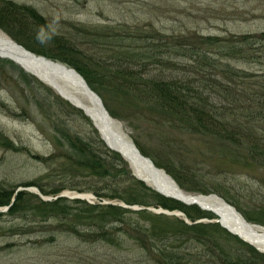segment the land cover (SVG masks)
Segmentation results:
<instances>
[{"label": "rangeland", "instance_id": "obj_1", "mask_svg": "<svg viewBox=\"0 0 264 264\" xmlns=\"http://www.w3.org/2000/svg\"><path fill=\"white\" fill-rule=\"evenodd\" d=\"M13 1L35 8L49 23L51 33H41L42 44L33 39L25 40L30 47L26 48L37 55L46 56L33 51L31 46L52 52V48L58 46L54 37H62L58 49L63 53L58 52L59 55L78 65L91 69L100 60L112 61L113 56L121 57L131 69L141 71L146 77L171 71L174 76L179 75L180 63L187 62V59L177 55L180 49L177 44L189 35L193 38L206 35L239 37L241 34L251 36L264 32V0ZM48 37L52 39L47 41ZM219 46L213 45L214 49ZM201 48L211 50L208 45ZM254 48H260L258 43L249 51L256 53ZM138 57L146 60L132 66ZM257 60L259 62L231 61L239 68L260 73L256 69L264 67V52L263 58ZM238 86L236 89L243 88L240 84ZM102 93L103 97L100 96L109 106V109L106 106L108 111L116 116L110 114L122 122L126 133L146 156L169 161L192 179L187 178L186 187L179 185L183 190L193 194L221 193L239 205L245 217L250 215L256 219L250 221L246 218L248 221L264 225V166L252 161L244 150L229 146L227 141L172 127L169 123L171 116L150 108L141 99L129 100L121 92L117 94L113 90ZM94 129L84 111L51 85L24 71L12 60L0 57V186L16 185L26 190L37 187L40 193L31 191L51 200L65 193L64 197L69 200L81 199L92 204L117 201L107 197L101 200L95 192L103 188L110 193L116 188L131 186L129 183L132 181L129 177L118 180L110 175L116 179L111 181L113 178L101 175V167L108 171L111 165L120 168L124 165L101 146ZM70 137H81L90 143V150L98 155L101 165L96 167L95 174L81 166L88 165V157L80 161L68 145ZM126 168L130 169V165ZM22 183H30V186L24 187ZM191 185L194 188H190ZM199 187H204L206 192L194 190ZM80 193L92 196L73 197ZM80 208L86 207L80 204ZM81 213L92 216L89 223L95 225L96 218L92 212ZM166 216L184 220L187 214ZM130 218L139 217L133 215ZM40 219L44 218L30 222L34 225L23 234L16 226L9 229V225L18 219L0 216V264H163L158 250L151 246L143 248L135 238L124 233H117L116 238L120 242L111 244L97 237H79L69 232L68 226L58 228L57 218L52 217L46 223ZM147 222L150 224L149 220ZM80 228L90 234L97 230L86 224H80ZM51 234L52 242H34ZM214 237L218 241V249L234 255L240 254L241 249H249L222 232L215 233ZM167 239V248L177 249L179 254L197 253L203 249V245L193 239L178 246L174 238Z\"/></svg>", "mask_w": 264, "mask_h": 264}, {"label": "trees", "instance_id": "obj_2", "mask_svg": "<svg viewBox=\"0 0 264 264\" xmlns=\"http://www.w3.org/2000/svg\"><path fill=\"white\" fill-rule=\"evenodd\" d=\"M0 27L28 48H30L29 44L25 40L33 39L42 44L39 38L41 33L44 31L47 34L51 33L49 23L42 14L31 6L19 4L13 0H0ZM256 34L251 36L241 34L239 37L236 35H231L232 37L210 35L203 38L201 36L193 38L192 35L185 37V40L190 39V41L184 40L177 44L180 48L177 55L184 56L187 62L180 63L178 69L180 74L175 76L171 71L164 75L159 73L146 77V74L144 75L141 71L131 69L125 63V59L114 56L111 57L112 61L100 60L94 68L89 69L85 65H78L71 59L59 55L63 53L58 49L63 38L57 36L54 39L58 46L52 48L54 51H41L32 46L31 49L74 66L102 97V92L113 90L118 92L117 94L121 92L129 100L141 99L150 108L163 111L171 116L169 123L172 127L227 141L229 146L233 148L237 146V150H244L252 161L264 166V67L256 69L261 71L259 73L252 69L239 68L231 61L241 59L245 61L241 62L249 63L263 58L264 45L261 44L264 42V32ZM51 39L48 37L47 41ZM256 43L260 48L257 50L254 48L256 53H251L249 50ZM204 45H208L211 50H203L201 47ZM213 45L221 46H219L220 49H214ZM136 53L141 54V51ZM145 60L142 57L135 58L132 66H137ZM172 64L176 66L175 61ZM239 84L243 88L236 89ZM106 106L109 109L107 104ZM110 112L116 116L111 110ZM94 132L101 146L108 153L110 152L116 161L124 165L123 168L111 165L108 171L101 167V175L108 178L114 176L118 180L129 177L132 181L129 183L131 186L116 188L110 193L103 191V188L96 190L95 194L100 196L101 200L107 197L129 205L181 209L194 223L189 224L178 217L157 214L146 208L134 210L113 203L92 204L81 199L69 200L64 196L44 200L32 191L18 190L16 185L0 186V206L10 205L7 211L0 212V216L9 215L18 219L16 223L9 225V229H14L16 226L19 232L25 234L34 225L30 222H35L37 218H44L40 220L46 223L53 217L58 219V228L68 226L69 232L79 237L82 235L84 239L92 236L116 244L120 242L116 238L117 233H124L135 238L143 248L151 246L158 250L159 260L163 264H264L263 252L230 233L219 222H195L200 218H215L214 213L205 211L197 205H186L176 199L166 197L132 175L131 168L126 170L129 166L128 161L106 145L96 128ZM67 141L75 151L74 154L80 157V161L88 157V165L81 166L94 171L95 174L96 167L101 165L98 155L91 152L90 143L81 137ZM141 151L147 155L142 149ZM152 159L157 166L166 169L179 185L186 187V183L189 182L186 181L189 178L188 175L171 165L169 161L163 162L156 157ZM29 184L22 183L21 185L26 187L30 186ZM190 188H194L193 185ZM194 190L206 192L204 187ZM220 195L243 212L235 202L221 193ZM80 204H84L86 208H80ZM85 211L93 213L96 218L95 225L89 223L93 219L92 216H84L81 213ZM133 215L139 218H130ZM246 218L250 221L256 220L250 215ZM80 224H86L89 228H97V233L84 232ZM220 232L241 245L247 246L252 252L249 249H241L240 254L234 255L229 251L218 249V241L214 235ZM209 237H211L210 240ZM167 238H174V242H177L176 246L179 243L186 244L188 240L193 239L202 244L203 249L197 253L179 254L177 249L167 248ZM52 241L53 234L41 237L34 242ZM176 246L171 245L170 247Z\"/></svg>", "mask_w": 264, "mask_h": 264}, {"label": "water", "instance_id": "obj_3", "mask_svg": "<svg viewBox=\"0 0 264 264\" xmlns=\"http://www.w3.org/2000/svg\"><path fill=\"white\" fill-rule=\"evenodd\" d=\"M11 40L15 45V47L19 51H21V53L19 51H17V53H14V55H16L15 57H23L26 60L35 62L36 63L35 65L38 66L39 68L41 66L40 69L44 77L38 75L37 73L35 74L34 72H32L33 75L37 76L40 80L44 81L45 83L51 86L58 85L59 88L63 90L64 94H67L69 97H72L75 100H77L79 103H81V104H76L68 96L59 92L64 98L69 100L72 104L76 105L77 107L81 108L85 112V114L90 117V119L93 121L95 127L98 129L102 139L105 141L107 146L112 150L119 152L129 162L130 167L133 170V174L137 178L144 181L148 186L152 187L153 189L165 195L166 197L177 199L187 205H193V204L198 205L200 206V208L204 210L212 211L214 214H216L219 217L218 219H216V221L219 222L222 227H224L231 233L239 236L240 238L244 239L245 241L256 247L259 251L264 252V249H261L259 246L255 245L254 238L249 236L251 233L250 228H241L239 225H236L237 223L234 221L232 215H235L237 213L238 215H240L242 221H244L246 224H248L249 226H251L252 224L249 221H247L244 215H242V213L238 211L236 207H234L232 204L227 202L220 195L216 193H210V194L197 193L192 195L194 199L193 201L187 202L179 199L176 196L164 192L158 186L152 185L150 181H153L155 185L164 184V182L159 176V172L165 173L174 182L176 181L169 173H167V171L164 168L158 167L150 157L144 155L141 152L138 146L134 143V141L129 137V135L124 130L122 122L115 119L110 114V112L108 111L107 107L103 102L102 97L89 85L85 77L76 68L70 67L65 63H61L59 61L50 59L43 55H37L36 53L27 49L22 44L18 43L17 41L13 39ZM10 54H11L10 51L4 50V48L0 46V57L11 59L14 62L20 64L19 61ZM24 69L27 72H29L27 68L24 67ZM85 102H88L90 104L92 108L91 110L92 113L97 116L98 120L103 125V129L95 123L93 114L88 113L85 110V108L82 106V103ZM131 157H134L137 161V164L139 166L137 170H134V168L132 167ZM20 188L25 189L23 187ZM29 190H32L36 193H40L37 187H31ZM64 195L65 193L61 194L60 196H64ZM77 196L78 198H89L92 196V194L80 193V194H75L73 197H77ZM42 198L46 200L51 199L43 195ZM202 202L206 203L208 206H204L203 204H201ZM105 203H112V202L106 201ZM113 203L120 204L124 207L133 208V209L147 208L155 213H162L168 215L173 214L178 216L185 215V213L181 210H169L165 208L128 205L123 202L120 203L113 202ZM219 208L220 210H226V208H232L233 210L225 212L224 215L222 214V212L220 213L217 211V209ZM7 209H9V206H4V207L0 206V211H4ZM184 219L186 220V222L191 223L187 217H185ZM205 220L206 219H199L196 222H201ZM253 225H259V224L253 223Z\"/></svg>", "mask_w": 264, "mask_h": 264}, {"label": "bare ground", "instance_id": "obj_4", "mask_svg": "<svg viewBox=\"0 0 264 264\" xmlns=\"http://www.w3.org/2000/svg\"><path fill=\"white\" fill-rule=\"evenodd\" d=\"M0 46L3 47L4 50L10 51L11 52L10 55L14 56V58H16L19 61V63H20L19 65L21 67L24 66L25 68H27L29 70L30 73L34 72L35 74L37 73L38 75L44 77V75H43V73H42V71L40 69L41 66L39 68L38 66L35 65L36 64L35 62H31L29 60H26L23 57H15L16 55H14V53H17V51H19V50L13 44L10 36H8L7 33H5L1 28H0ZM19 52L21 53V51H19ZM52 86H54L53 88L56 91L64 94L63 90H61L58 85H52ZM64 95L68 96L67 94H64ZM69 98L72 101H74L76 104H81L77 100H75L74 98H72V97H69ZM82 106L85 108V110L88 113H90V114L92 113V111H91L92 108H91V106H90V104L88 102L82 103ZM93 116H94L95 123L99 127H101L103 129V125L98 120L97 116L95 114H93ZM131 161H132V167L134 168V170H137V168H139V166L137 164L136 159L134 157H131ZM159 176L162 179V181L164 182L163 185H155V183L153 181H150V183L152 185H154V186H158L164 192H166L168 194H171L173 196H176V197H178L181 200H184V201H187V202H190V201L194 200L193 197H192L193 193H189V192H186L185 190H183L176 182H174L165 173L159 172ZM201 204H203L204 206H208L204 202H202ZM158 208H164V207L158 206ZM165 209H168V208H165ZM214 209H216V208H214ZM169 210H171V209H169ZM230 210H233V209L232 208H226V210H220V208L217 209L218 212H220V213L222 212V214H224V215H225V212L230 211ZM205 211H208V210H205ZM208 212H212V211H208ZM157 214H162V213H157ZM164 215H167V214H164ZM232 216L234 218V221L237 223L236 225H239L241 228H250V232L251 233H250L249 236L254 238L255 245L259 246L261 249H264V225H253V223H251L252 225L249 226L244 221H242V219L240 218V215H238L237 213L235 215H232ZM213 219L214 218H212V220ZM189 221L191 222L189 224L194 223L190 219H189Z\"/></svg>", "mask_w": 264, "mask_h": 264}]
</instances>
